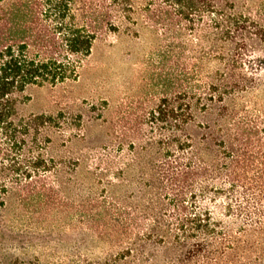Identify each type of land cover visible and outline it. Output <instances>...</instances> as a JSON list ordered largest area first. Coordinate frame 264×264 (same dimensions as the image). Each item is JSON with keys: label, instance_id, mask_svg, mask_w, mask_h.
Returning a JSON list of instances; mask_svg holds the SVG:
<instances>
[{"label": "trees", "instance_id": "1", "mask_svg": "<svg viewBox=\"0 0 264 264\" xmlns=\"http://www.w3.org/2000/svg\"><path fill=\"white\" fill-rule=\"evenodd\" d=\"M142 29L157 103L31 108ZM263 71L264 0H0V264H264Z\"/></svg>", "mask_w": 264, "mask_h": 264}, {"label": "rangeland", "instance_id": "2", "mask_svg": "<svg viewBox=\"0 0 264 264\" xmlns=\"http://www.w3.org/2000/svg\"><path fill=\"white\" fill-rule=\"evenodd\" d=\"M163 31H102L81 71L79 81L67 90L35 93L31 108L40 111L55 99L64 104H108L113 116L144 110L165 94L163 55L172 41ZM264 86V71L260 74ZM58 97V98H57Z\"/></svg>", "mask_w": 264, "mask_h": 264}]
</instances>
